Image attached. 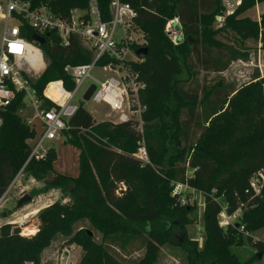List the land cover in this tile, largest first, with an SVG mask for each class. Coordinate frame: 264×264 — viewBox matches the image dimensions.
Listing matches in <instances>:
<instances>
[{
	"label": "trees",
	"instance_id": "trees-1",
	"mask_svg": "<svg viewBox=\"0 0 264 264\" xmlns=\"http://www.w3.org/2000/svg\"><path fill=\"white\" fill-rule=\"evenodd\" d=\"M123 1L133 6L137 23L147 35L148 53L136 65L148 85L142 95L148 105L144 136L133 123H97L80 105L69 122L65 141L80 152L79 176L57 173L48 159L32 160L24 171L37 181L52 174L49 184L67 193L71 203L58 201L40 213L37 209L30 213H39L41 223L35 235L22 236L18 228L12 231V225L2 226L0 264H38L44 251L58 240L82 247L79 264H120L114 251L131 254L139 249L145 254L136 264H154L160 246L171 242L172 219L177 217L183 227L194 209L172 195L171 183L188 184L206 196L205 243L201 250L197 245L189 249L187 264H252L241 262L233 249L247 242L258 255H264V241L252 237L264 229V189L257 198L245 193L252 175L264 168V77L257 70L239 88L219 89L204 82L188 86L186 82L201 72H226L232 62L248 59L241 48L221 39L229 32L264 48V12L260 21L241 17L255 8V1L250 0L227 16L222 28L214 29L216 16L224 14L219 0ZM99 2L109 17L111 0ZM58 3L66 13L85 8L87 0ZM175 16L181 18L185 31V40L178 47L164 34L166 20ZM32 35L30 32L28 38ZM45 53L49 66L33 87L45 100L44 107L51 108L53 104L43 94L47 84L53 82L46 95L65 102L67 94L54 81H64L70 89L64 67L88 64L93 56L77 40L67 48L57 41L53 47L47 44ZM24 106V95L18 94L1 112L0 200L28 160L37 137V131L19 115ZM142 139L148 162L134 157ZM182 162L195 169L193 178ZM123 187L125 191L120 190ZM45 194L38 189L31 192L35 198ZM220 203H228L230 213L243 204L238 225L227 230L219 225ZM84 223L90 228L82 226ZM240 225L250 234L240 232ZM91 229L102 235L100 243L90 234ZM183 235L182 247L186 244V233Z\"/></svg>",
	"mask_w": 264,
	"mask_h": 264
},
{
	"label": "built area",
	"instance_id": "built-area-1",
	"mask_svg": "<svg viewBox=\"0 0 264 264\" xmlns=\"http://www.w3.org/2000/svg\"><path fill=\"white\" fill-rule=\"evenodd\" d=\"M58 1L0 0V128L3 124L1 112L15 101L18 94L24 95V103L37 112L35 118L39 119L43 126V131L32 146L28 160L1 198L0 211L28 164L35 159H47L48 150L51 148L48 143L58 140L64 131H69V122L80 106L72 102L89 80H92V83L84 88L81 97L83 101L91 85H95L96 90L91 101L109 106L116 114L114 124L133 123L140 134H144V117L148 112V105L143 101L142 95L148 85L136 65L144 62L143 54H138V51L146 48L147 35L137 23V12L130 3L111 0L107 17L101 9L99 0H87L85 8H73L64 13ZM219 1L224 14L216 16V22L222 27L220 23L225 21L227 16L235 14L250 0ZM254 1L257 9L263 4L259 0ZM30 32L44 38L45 44L34 40L33 35L28 38ZM164 34L175 47L184 42L185 31L179 16L166 20ZM74 40L79 41L82 47L92 53V61L88 64L66 65L64 72L70 78L72 87L68 89L64 81L54 83H60L67 94V99L65 102H59L48 97L45 92L49 84L53 83L50 82L43 94L53 106L45 108V100L40 98L33 87L49 66L45 46L48 44L53 47L57 41L61 47L67 48ZM260 58L259 56L258 63L252 66L259 69L260 75L264 77V65L261 63L264 62V58ZM104 60H107V63L102 64ZM94 71L102 73L101 79L93 77ZM139 145V151L134 157L142 162H148L144 139ZM187 187L188 184L174 183L173 195L180 196L182 190ZM18 188L24 195L25 188L23 186ZM263 189L264 168L252 175L245 193L257 198L262 195ZM180 201L182 202L181 199ZM218 201L220 202V198ZM219 205L221 208L217 220L224 230L240 223L243 204L232 213L229 211L228 203ZM29 216L30 214L16 217L6 224L12 225V231L18 228L20 235L28 237L30 235H25V229L29 227ZM239 230L245 236L250 234L243 225H240ZM25 264L37 263L28 261Z\"/></svg>",
	"mask_w": 264,
	"mask_h": 264
},
{
	"label": "rangeland",
	"instance_id": "rangeland-1",
	"mask_svg": "<svg viewBox=\"0 0 264 264\" xmlns=\"http://www.w3.org/2000/svg\"><path fill=\"white\" fill-rule=\"evenodd\" d=\"M264 10L263 4H260L258 9L255 7L251 11L244 13L241 17H249L254 21H257L258 11ZM261 19V18H260ZM222 27L225 24V21L222 23ZM219 23L214 22L213 28L218 29ZM221 39L227 44L233 45L235 47H239L242 51H246L249 55L248 60H244L246 65L242 64V60L236 61L235 64L230 66L225 73H204L201 72L199 76L193 77L189 82H186L188 86L191 84L199 83L201 86L204 83L208 84L209 87H221V88H239L242 85L249 83L252 79L253 75L259 71V69L254 68L252 66L254 63H258L259 56L260 59L264 58V48L263 45L259 42H256L252 39L243 40L235 35L233 32H229V35L221 37ZM239 41V42H238ZM242 43V45H240ZM50 63V61H49ZM264 65V62L261 61ZM260 73V72H259ZM102 73L98 71H94L92 73L93 77L96 79H101ZM225 74V75H224ZM242 75V76H241ZM92 80H89L85 87H87ZM84 87V88H85ZM83 88V90H84ZM81 90L72 104L83 105L84 108L93 116L94 120L97 123L110 122L114 124L116 120V114L111 111L109 106L103 103H95L93 101L85 102L82 100ZM37 112L28 104H25L23 108L19 111V115L25 119L27 124L34 128L37 131V137L32 142V146L35 141L38 139L40 134L43 131L42 123L39 119H36ZM115 125V124H114ZM146 125V124H145ZM144 125V132H145ZM68 130L64 131L58 140H54L48 143L57 151V159L53 161V168L57 173L67 174L71 177H78L80 174V166H79V155L80 152L78 149L71 145L65 144L67 139ZM197 132L194 133L193 140L196 139ZM144 134L142 135V137ZM145 141V140H144ZM146 145V144H145ZM181 166L185 165L188 168V176L189 178H193L195 169L191 168L189 163L182 162ZM26 169V168H25ZM25 171V170H24ZM20 173V172H19ZM43 179L42 181H37L33 176L28 175L26 172H23V176H21L16 184V187L8 196V201L3 206L4 211L8 213V215L16 214L19 216H23L26 214L32 213V211L38 209L37 203L38 200H45L46 202L42 206H46V204L53 205L54 203L60 201L62 203H71V197L57 187H54L49 184L50 179ZM78 175V176H77ZM40 182V184H38ZM23 186L25 188V194L19 192L18 187ZM173 187V183H171ZM35 189L40 191H45L47 194L41 195L40 197H33L31 192ZM126 190L125 187L120 188V190ZM29 194L32 196V200L28 203H24L22 207H18L19 200L23 198L25 195ZM22 195V196H21ZM173 195V192H172ZM179 199L182 200V205L189 206L190 208H194L191 213L188 214L187 219L188 223H184L183 227L179 226V220L177 217L172 219L173 232L171 234V242L165 243L160 246V250L156 256L154 264H187L189 262V249H193L194 246H198V249L201 250L205 243V209H206V196L203 192L189 186L182 190ZM34 205V206H33ZM49 207V206H48ZM47 208V207H46ZM0 211V219L2 218V211ZM45 209V208H44ZM42 209V210H44ZM40 210L39 213L42 211ZM39 213L36 215H30L28 219V224L30 229H35L37 232L40 227V219ZM14 220V218L9 219ZM33 225H36L34 227ZM185 225V228H184ZM85 228H90L88 223L82 224ZM24 232V229L22 230ZM37 232L35 234H37ZM90 234L94 235V240L100 243L102 241V235L91 229ZM184 232L186 233L185 246L182 247L181 237L184 236ZM26 233V229H25ZM28 235V234H27ZM34 235V234H32ZM31 236V235H30ZM253 241H264V229L256 231L252 233ZM192 241L195 244L189 243ZM234 253L237 255L239 260L243 263L250 262L252 264H264V255L262 258H259L257 254V250L252 247L251 244L245 242L242 246L236 247L233 249ZM114 256L117 258L120 264H136L138 260H140L144 254V249H139L138 251H132L131 254H125L120 252L119 250L113 252ZM82 255V247L77 244L67 245L65 242L56 241L52 246L47 248L42 256L41 261L38 264H79Z\"/></svg>",
	"mask_w": 264,
	"mask_h": 264
},
{
	"label": "water",
	"instance_id": "water-1",
	"mask_svg": "<svg viewBox=\"0 0 264 264\" xmlns=\"http://www.w3.org/2000/svg\"><path fill=\"white\" fill-rule=\"evenodd\" d=\"M33 39L38 41L39 43L41 44H45V39L44 38H41L37 35H33ZM148 53V48H142L138 51V54H143V55H146ZM96 90V86L95 85H91V87L89 88V90L86 92V94L84 95V101L85 102H88L91 100L92 98V95L94 93V91ZM47 159L48 160H51V161H54L57 159V153H56V149L54 148H50L48 150V153H47ZM32 200V196H30L29 194L25 195L23 198H21L19 200V203H18V207H22V205H24V203H28ZM92 235V233H91ZM184 241L183 239V236L181 237V243ZM259 258H262V254H259Z\"/></svg>",
	"mask_w": 264,
	"mask_h": 264
},
{
	"label": "crops",
	"instance_id": "crops-1",
	"mask_svg": "<svg viewBox=\"0 0 264 264\" xmlns=\"http://www.w3.org/2000/svg\"><path fill=\"white\" fill-rule=\"evenodd\" d=\"M263 6H264V3H263ZM254 9V8H253ZM261 13L259 14V12H257L258 13V18H257V21H259V19L261 18V16H262V14H263V12H264V10H262V11H260ZM259 15H261V16H259ZM242 52H244V53H246V51H242ZM242 61V64L243 65H246V63L244 62V60H246V59H241ZM248 60V59H247ZM237 61V60H236ZM236 61H234V62H232V66L235 64V62ZM238 61H240L239 59H238ZM230 65V66H231ZM229 66V67H230ZM223 73H225V72H223ZM212 74H217V73H214V72H212ZM219 74H221V73H219ZM226 74V73H225ZM224 74V75H225ZM242 76V75H241ZM219 89H221V87H218ZM51 148H53L52 146H51ZM56 153H57V151H56ZM58 154V153H57ZM78 176V175H77ZM38 184H40V182H38ZM40 197V196H39ZM46 201L45 200H43V199H41V200H38L37 201V203L35 204V205H37V207H39L37 210L38 211H40V210H42V209H44V208H46V207H48V206H50V204H46V206H42L44 203H45ZM34 206V205H33ZM33 212V211H32ZM38 214V213H37ZM36 215V214H35ZM20 216V215H19ZM17 214H16V216H15V213L14 214H11V215H8V213L6 212V211H4V209H3V211H2V218L0 219V228L3 226V225H5L6 223H9V219H12V218H16V217H19ZM11 221V220H10ZM34 227H36V225H33ZM28 229H30V228H26V230H28ZM35 229H37V228H35ZM35 229H32V230H35ZM36 232H37V230H35ZM27 235V234H26ZM34 235H35V233H34Z\"/></svg>",
	"mask_w": 264,
	"mask_h": 264
},
{
	"label": "bare ground",
	"instance_id": "bare-ground-1",
	"mask_svg": "<svg viewBox=\"0 0 264 264\" xmlns=\"http://www.w3.org/2000/svg\"><path fill=\"white\" fill-rule=\"evenodd\" d=\"M34 233H36V231H35V230L28 229V230H26V233H25V235H26V234H28V235H32V234H34Z\"/></svg>",
	"mask_w": 264,
	"mask_h": 264
}]
</instances>
